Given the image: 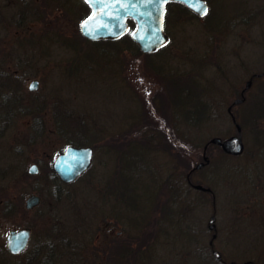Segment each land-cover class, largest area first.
Listing matches in <instances>:
<instances>
[{
    "label": "rangeland",
    "instance_id": "obj_1",
    "mask_svg": "<svg viewBox=\"0 0 264 264\" xmlns=\"http://www.w3.org/2000/svg\"><path fill=\"white\" fill-rule=\"evenodd\" d=\"M43 1L0 0V189L14 207L0 242L30 229L0 264H264V0H208L202 17L171 4L169 42L148 54L84 38L82 0ZM233 113L242 152L205 146L236 132ZM79 138L91 166L62 183L53 158ZM203 151L189 178L207 192L186 178Z\"/></svg>",
    "mask_w": 264,
    "mask_h": 264
},
{
    "label": "water",
    "instance_id": "obj_2",
    "mask_svg": "<svg viewBox=\"0 0 264 264\" xmlns=\"http://www.w3.org/2000/svg\"><path fill=\"white\" fill-rule=\"evenodd\" d=\"M168 1L180 2L198 16H202L196 11V0H191V6L181 2V0ZM167 2L164 0H151V2L149 0H89L87 4L90 7V13L80 22V33L90 40L116 39L128 31L127 20L131 19L135 22V27L130 34L132 40L137 43L142 52H153L168 41V35L163 30L164 11ZM202 2L206 4L205 0ZM89 17L92 19L89 20ZM86 20L88 21L87 25L85 30H82V23ZM33 82L38 85L36 79L31 80L29 84ZM250 82L251 80H247L245 87H248ZM242 100V97L236 98L234 103H239ZM233 120L235 122L234 118ZM235 127V134L226 138L214 136L209 139L208 143L219 145L223 151L229 154L241 153L243 149L241 128L237 122H235ZM92 156L93 149L91 146L68 144L54 157L51 164L52 170L62 182H73L90 167ZM202 159L194 166L195 169L208 162L205 151H203ZM33 165L35 164H32L29 169ZM35 167L37 171L38 168L36 165ZM193 186L197 189L209 190L208 187L201 184H194ZM39 202L40 196L33 193L26 198L25 207L31 209ZM214 220V215H211L208 223L209 229L214 227ZM29 235L30 229L28 227L12 230L8 234L9 251L12 253L21 251L26 246ZM17 248L19 250H14ZM213 253L216 257L220 256L217 251H213Z\"/></svg>",
    "mask_w": 264,
    "mask_h": 264
},
{
    "label": "flooded vegetation",
    "instance_id": "obj_3",
    "mask_svg": "<svg viewBox=\"0 0 264 264\" xmlns=\"http://www.w3.org/2000/svg\"><path fill=\"white\" fill-rule=\"evenodd\" d=\"M206 2L208 3V5H209V1L208 0H206ZM6 69H9V71L8 70H6L7 72H9V73H12L13 75H16V73H18L19 71H20V67L19 66H17L16 68H13V69H10V68H8L7 66H6ZM255 76V75H254ZM38 80V79H37ZM251 81H252V77H251ZM38 85H39V80H38ZM239 96L241 95L243 98H246L244 95H245V90H243V89H241L240 91H239V94H238ZM237 98V97H236ZM235 99V98H234ZM11 207H12V209H14V207H13V202L11 201V203L8 201V194H7V190H5V188H4V190L2 191L1 189H0V216L1 217H6L7 215H8V212H9V209L12 211V209H11ZM16 209H17V211L19 210V206L17 205L16 206ZM10 214H11V212H10ZM114 216H118L117 214L115 215V213H114ZM115 218V217H114ZM118 218V217H117ZM19 228H22V227H13V228H10L9 229V231L6 233V235H5V241L3 242V243H1L0 242V254L2 255V260H7L6 259V256H14V255H18V254H23L25 251H26V249H27V246L22 250V251H20L19 253H16V254H14V253H11L10 251H9V249H8V234L12 231V230H16V229H19ZM215 229V228H214ZM213 229V230H214ZM3 231H2V225L0 224V233H2ZM118 232H120V231H118ZM117 232V233H118ZM145 235H147V240H150L151 238H152V234H147L146 232L144 233ZM213 234V233H212ZM156 235V234H155ZM154 235V236H155ZM113 238L114 237H116V234H114L113 236H112ZM29 239H30V235H29V238H28V242H29ZM114 240V239H113ZM113 242V241H112ZM27 245H28V243H27ZM3 247H5V250L3 249V251H2V248ZM39 248L40 249H43L42 247H40L39 246ZM48 252V251H47ZM49 253V252H48ZM24 255V254H23ZM31 257H33V258H36V255H33V254H31V252H30V254L26 257V258H21L20 260H27V259H30ZM48 260V259H47ZM225 264H256V262L255 261H253V260H250V259H246V260H240V261H237V260H233V259H230L228 262L227 261H225V260H222Z\"/></svg>",
    "mask_w": 264,
    "mask_h": 264
},
{
    "label": "trees",
    "instance_id": "obj_4",
    "mask_svg": "<svg viewBox=\"0 0 264 264\" xmlns=\"http://www.w3.org/2000/svg\"><path fill=\"white\" fill-rule=\"evenodd\" d=\"M42 2L44 3V1L42 0ZM171 4H173V5H176V6H181L182 8H185V9H187L183 4H181V3H178V2H173V1H171V2H168L167 3V5H166V8H168V6L169 5H171ZM82 7L85 9V15L89 12V7H88V5L87 4H85L84 2L82 3ZM166 15V14H165ZM128 23H129V27H130V29H132L133 27H134V22L132 21V20H128ZM124 36H126L127 37V40H128V42H129V44H132V46H135V48L137 49V50H139L138 49V47L136 46V44L132 41V39L130 38V36H129V32L127 33V34H125ZM123 37V36H122ZM101 42L102 41H107V40H100ZM109 41H112V40H109ZM189 95V94H188ZM188 95H186V96H188ZM200 104H202V103H199V104H194V108L192 109V110H195V112H197V113H202V109L201 110H199L198 108L199 107H202V105H200ZM189 112H191V111H189V110H187V111H185V115H187V113H189ZM80 139V141H78L77 143H72V144H76V145H89V143H86L84 140H83V138H79ZM91 146V145H90ZM51 175H53L55 178H57L53 173H51Z\"/></svg>",
    "mask_w": 264,
    "mask_h": 264
},
{
    "label": "snow or ice",
    "instance_id": "obj_5",
    "mask_svg": "<svg viewBox=\"0 0 264 264\" xmlns=\"http://www.w3.org/2000/svg\"><path fill=\"white\" fill-rule=\"evenodd\" d=\"M85 2L88 3L89 0H85ZM149 2H151V0H149ZM164 2H167V0H164ZM181 2L188 3V4L191 6V0H181ZM196 11L199 12L200 15H206V14H207V11H208L207 6H206V4H204V3L202 2V0H196ZM88 19L90 20V19H92V17H89ZM87 22H88V21L86 20V21H84V22L82 23V26H81V27H82V30H85V27H86V25H87ZM37 86H38V85H37L35 82H33V83L29 84V89H30V90H33V89H35ZM29 171H30V172H36V167H35V165H33V166L29 169ZM14 250H19V249L17 248V249H14Z\"/></svg>",
    "mask_w": 264,
    "mask_h": 264
}]
</instances>
